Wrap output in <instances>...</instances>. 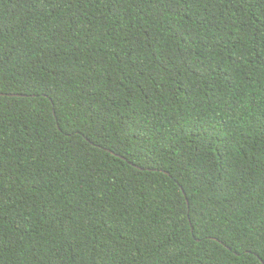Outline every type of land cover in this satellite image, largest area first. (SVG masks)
<instances>
[{
    "label": "trees",
    "instance_id": "obj_1",
    "mask_svg": "<svg viewBox=\"0 0 264 264\" xmlns=\"http://www.w3.org/2000/svg\"><path fill=\"white\" fill-rule=\"evenodd\" d=\"M0 264H264V0H0Z\"/></svg>",
    "mask_w": 264,
    "mask_h": 264
},
{
    "label": "water",
    "instance_id": "obj_2",
    "mask_svg": "<svg viewBox=\"0 0 264 264\" xmlns=\"http://www.w3.org/2000/svg\"><path fill=\"white\" fill-rule=\"evenodd\" d=\"M8 96H11V97H16V96H18V95H8ZM119 157V156H118ZM121 158V157H120ZM140 169V168H139ZM140 170H142V169H140ZM165 174H167L166 172H164Z\"/></svg>",
    "mask_w": 264,
    "mask_h": 264
}]
</instances>
